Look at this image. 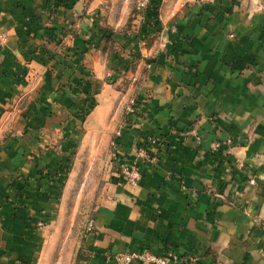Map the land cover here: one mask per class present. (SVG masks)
Returning <instances> with one entry per match:
<instances>
[{
	"label": "crops",
	"instance_id": "1",
	"mask_svg": "<svg viewBox=\"0 0 264 264\" xmlns=\"http://www.w3.org/2000/svg\"><path fill=\"white\" fill-rule=\"evenodd\" d=\"M70 1V6L55 9L56 25L64 36H56L49 46L68 61H79V67L72 70L54 62L50 72L36 62L27 65H34L33 70L41 75L46 99L38 102L35 121L30 119L34 128H26L21 139L12 136L0 149V264H46L44 260L36 262L45 241L33 227L46 218L52 205L29 173L43 171L42 166L54 169L65 160L64 155L78 139L73 124L88 122L98 127L106 123L108 105L99 101L110 85L102 80L113 74L111 67L116 61L98 48L105 40L97 39L93 30L95 18L105 10L100 0ZM261 1H150L146 35L130 50L153 59L136 88V111L124 119L118 147L122 163L136 161L141 180L137 187H130L111 173L92 213L93 232L83 244L91 255L84 264H115L106 253L143 248L159 256L171 250L190 259L176 264H264ZM42 2L0 0V36L4 37L0 40V113L10 106L7 99L16 91L12 81L23 73L19 62L29 58L33 42L40 43L24 34L39 35L41 27L48 26L43 25L47 10ZM107 10L103 24L121 25L123 17L112 20V12L117 15V10L112 6ZM81 11L86 16L79 20ZM147 42L152 46L144 47ZM33 70L29 73L35 74ZM85 76L91 81L83 85L85 89L70 88ZM62 85L66 88H59ZM82 91H90L97 104L85 119L68 118L69 112H74L70 98L80 99L75 102L77 111L88 104ZM3 118L0 116V121ZM6 131L2 126L0 136ZM109 133L107 129L102 138L105 144ZM38 138L58 140L55 152L52 147L41 149L44 144H38ZM76 145L74 166L85 145L86 151L94 147L85 137ZM141 151H146L149 159L140 158ZM237 160L243 163L242 170L236 168ZM20 175L30 178L17 179ZM249 176L254 185L248 184ZM18 185L26 199L13 188ZM243 200L251 217L240 210Z\"/></svg>",
	"mask_w": 264,
	"mask_h": 264
},
{
	"label": "rangeland",
	"instance_id": "2",
	"mask_svg": "<svg viewBox=\"0 0 264 264\" xmlns=\"http://www.w3.org/2000/svg\"><path fill=\"white\" fill-rule=\"evenodd\" d=\"M88 1L91 2V0H85V3H88ZM70 2V0H43L42 6H45L47 10V22H43V25L48 26H46V28L41 27V33L39 35H37L36 32L33 34V32L29 33L28 31L24 34L26 37L32 36L34 39H38L40 43L33 42L31 47H29V58H26L24 63L19 62L23 69V73L20 77L16 78L15 81H12L11 85L16 86V91L7 99V102H10V106L2 108V112L0 113L1 118L4 117L3 121H0V128L3 126L8 130L0 136V149L2 144L12 136L14 139H21L24 133H26V128H34V115L37 111L36 106L39 104V101L43 102V100L46 99L42 96L44 93H42L41 75L36 72V70H33L35 69L34 65H27H30L31 62H36L44 66V68H47L50 72H52V69L48 68H53L54 62H60L72 70H77L79 67V61H68L67 57H62L63 54L53 53L52 47L49 46L56 36H64L62 29H59L56 25L57 14L55 9L59 6H70L72 4H70ZM100 2V7L105 11L98 13V16L95 18L97 23H94L95 28H93V30H95L97 39L101 38L105 40L102 45L99 44L98 48H100L103 53L112 54V56L115 57L112 61H116L115 63L113 62L114 67H111L113 74H106L104 80H102L105 84L110 85V87H107V92H105L102 101H99L103 103L106 102V105H108L106 123L98 127L89 125L88 122L85 124H73L72 132H74L75 137L78 138L79 141L82 137H85L94 144L92 151H86L87 146H84L85 151L79 154L76 166H74L73 163L75 155L77 154L76 143L78 139H75V143L71 146L69 154L64 155L66 158L58 167L51 169L47 166H42L43 171L29 173L32 180L39 183L37 187L41 189L42 192H40L43 198H46L47 201L50 200L52 205L49 207L51 211L48 212L49 214L46 215V218L40 219L33 227V231L41 233L45 241V244L43 243L45 248L38 257V259H40H37L36 262L44 260L46 264H84L90 259L91 254L89 251L85 250L83 244L86 236L93 232V227L91 231H87V225L93 220L92 213L97 205L99 192L110 179L111 173H115L121 181L123 179L119 172V163L112 160L111 142L119 126L122 123H126L124 119L128 115L126 108L130 100H134L135 103H137L135 97L136 88L147 74V65H149L153 59L141 58L130 50L132 49V44H136V40L140 36L146 35L147 27L145 26H148V16L146 17V14L148 11L145 16L144 13L139 14L134 9L133 0H100ZM261 3L264 5V0H262ZM109 6L113 7V11L117 10V15L112 12V20L114 17H123L121 25L109 26L108 24H103L106 19L105 12L108 11L107 9ZM123 9H125L124 12ZM85 16L86 12L84 11L78 13L79 20L84 19ZM140 17L144 20L139 21L138 19H140ZM85 30L84 28L83 32H85ZM90 30H92V28ZM36 31H38V29ZM0 40L3 41L4 37L0 36ZM143 46L151 47L152 45L147 42ZM57 56L59 57L56 60ZM126 56L129 58H126ZM45 57H47V59ZM32 70L35 71V74L33 72L31 74L29 73ZM81 74L84 75L83 72H81ZM88 74L90 75V73ZM88 78L86 76L85 78L83 77L81 83L78 84L72 82L70 88L76 86L81 90L85 89L83 85H85L87 81H90ZM20 81H25L26 84L18 85L23 88L19 90L17 89L18 86L16 83ZM102 82H99L98 88L102 86ZM27 86H29V89ZM61 87L66 88V85H62L59 88ZM103 88L106 89L105 86ZM83 92L85 96L87 94L86 98H89L87 101L88 104H85L84 109H79V111H77L74 106L75 102H79L78 100L80 99L77 100L74 97L70 98L72 101L70 108H72L71 110L74 112H69L68 118L74 116L78 119H82L81 117L84 111L90 106H92L91 109H94V105L97 104L96 99L91 95L90 91H82V93ZM134 113L135 111L132 114ZM55 114L56 113L53 115ZM85 118L86 115L83 119ZM30 119L34 121H30ZM29 122H31V124H29ZM109 125L110 128H108ZM70 126L67 128L68 131H71ZM107 129H110V133L107 138L108 142L105 144L102 138ZM37 143L44 144L41 148L43 150L52 147L53 149L51 151L53 152H55V147L58 146V140L43 141L42 138H38ZM215 146H212V148H216ZM36 158L39 159V155ZM238 163L242 166H237ZM128 165L129 163H124L123 168L129 167ZM235 165L237 169L242 170L244 168L243 163L239 160L235 162ZM22 176L23 175H20L17 179L26 177L28 180V178H30L28 175ZM250 181H253V183H250ZM247 182L249 185L255 184L252 176H249ZM32 184L35 185V183ZM124 185L126 184L124 183ZM13 188L18 191V193H22L20 195L21 199H26L19 185ZM214 193L217 194L216 192ZM217 195V198H221L220 194ZM247 205V201L243 200L240 210L251 217L248 213ZM19 206L20 205L17 203L16 207ZM251 219L255 222L258 221L255 217ZM169 251L173 253V259L170 260L169 264H176L181 261L187 263L190 261L189 258L181 257L175 252ZM106 255L111 254L106 253L105 257Z\"/></svg>",
	"mask_w": 264,
	"mask_h": 264
},
{
	"label": "built area",
	"instance_id": "3",
	"mask_svg": "<svg viewBox=\"0 0 264 264\" xmlns=\"http://www.w3.org/2000/svg\"><path fill=\"white\" fill-rule=\"evenodd\" d=\"M151 0H134V7L135 10L142 14L144 13V16L149 8ZM140 20H144L142 17H140ZM147 67H150L148 65ZM127 112L128 115L132 114L134 111H136V103L134 100H130L129 105L127 106ZM126 123H122L117 132L115 133V137L112 139L111 142V156L112 160L116 161V163H119V172L122 175L121 178L122 181L130 187H137L140 183L141 176L139 172L138 165L136 161L129 163V167L123 168V164L120 160V151H119V141L121 138V134L123 129L125 128ZM139 157L143 159H149L148 154L146 151H141L139 153ZM152 163H154V159H150ZM239 167L242 165L238 163ZM250 183H253V181H250ZM92 222H89L87 225V231L92 230ZM106 258L108 260H112L115 264H130L131 262L135 261L139 264H169L170 260L173 259V253L170 251H167L164 253V255L159 256L153 253L148 248H143L138 251H129V252H121V253H115L112 255H106Z\"/></svg>",
	"mask_w": 264,
	"mask_h": 264
},
{
	"label": "trees",
	"instance_id": "4",
	"mask_svg": "<svg viewBox=\"0 0 264 264\" xmlns=\"http://www.w3.org/2000/svg\"><path fill=\"white\" fill-rule=\"evenodd\" d=\"M134 9H135V7H134ZM146 17H147V14H146ZM147 18H148V17H147ZM91 107H92V106H90L87 110L84 111V114H82V117H81L82 119H83L84 116L87 115V113L91 110Z\"/></svg>",
	"mask_w": 264,
	"mask_h": 264
}]
</instances>
